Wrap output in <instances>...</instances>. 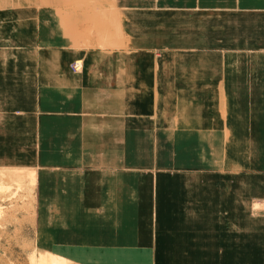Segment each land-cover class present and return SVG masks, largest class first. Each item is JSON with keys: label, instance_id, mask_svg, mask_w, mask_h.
Masks as SVG:
<instances>
[{"label": "rangeland", "instance_id": "1", "mask_svg": "<svg viewBox=\"0 0 264 264\" xmlns=\"http://www.w3.org/2000/svg\"><path fill=\"white\" fill-rule=\"evenodd\" d=\"M13 11L69 41L53 68L117 75L65 114L86 124L31 136L37 164L1 163L0 264H264V0H0L1 28Z\"/></svg>", "mask_w": 264, "mask_h": 264}, {"label": "crops", "instance_id": "2", "mask_svg": "<svg viewBox=\"0 0 264 264\" xmlns=\"http://www.w3.org/2000/svg\"><path fill=\"white\" fill-rule=\"evenodd\" d=\"M1 40H14V47L3 55ZM67 43L55 40L52 31L45 29V23L39 25L32 15L23 19L22 12L13 11L4 28L0 22V166L1 163H38L39 145L38 148L30 145L31 136L37 138L45 126L47 136L53 141L58 125L62 126L60 131L64 135L69 133L70 124L77 127L86 124V115L81 118L65 114L70 108L83 113L87 108H95L101 101L103 86L111 84L116 77V70L106 67V62L101 65L99 57L92 52L85 55L84 66L89 68L81 74L53 68L54 58L69 59L75 53L67 48ZM59 92L61 95L56 96ZM18 95L23 97L20 99ZM48 149L46 161L54 156L53 148Z\"/></svg>", "mask_w": 264, "mask_h": 264}, {"label": "bare ground", "instance_id": "3", "mask_svg": "<svg viewBox=\"0 0 264 264\" xmlns=\"http://www.w3.org/2000/svg\"><path fill=\"white\" fill-rule=\"evenodd\" d=\"M75 66H77L76 69H74V64H73V69H74L73 71L79 72L81 69V63H79L77 61V62H75ZM32 177L33 176H31L29 179H31ZM39 257H38L39 259H37V264H63V262L61 260H58V258H55L56 256L55 257H53V255L51 256L50 253L49 254L44 253L43 255L41 254V255H39ZM33 261H35V259H33Z\"/></svg>", "mask_w": 264, "mask_h": 264}, {"label": "built area", "instance_id": "4", "mask_svg": "<svg viewBox=\"0 0 264 264\" xmlns=\"http://www.w3.org/2000/svg\"><path fill=\"white\" fill-rule=\"evenodd\" d=\"M77 66H75V63H74V69H76Z\"/></svg>", "mask_w": 264, "mask_h": 264}]
</instances>
